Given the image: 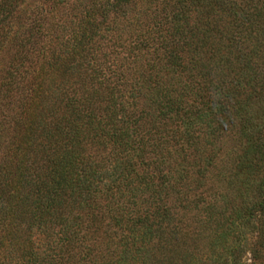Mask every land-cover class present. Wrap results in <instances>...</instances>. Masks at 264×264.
<instances>
[{
    "label": "trees",
    "instance_id": "obj_1",
    "mask_svg": "<svg viewBox=\"0 0 264 264\" xmlns=\"http://www.w3.org/2000/svg\"><path fill=\"white\" fill-rule=\"evenodd\" d=\"M81 9L2 77L0 264H245L239 247L252 261L264 230V0ZM213 153L229 165L221 204L192 191ZM248 195L258 204L243 205Z\"/></svg>",
    "mask_w": 264,
    "mask_h": 264
},
{
    "label": "rangeland",
    "instance_id": "obj_2",
    "mask_svg": "<svg viewBox=\"0 0 264 264\" xmlns=\"http://www.w3.org/2000/svg\"><path fill=\"white\" fill-rule=\"evenodd\" d=\"M84 4L85 0H0V89L2 77L8 64L17 56H21L24 59V65L27 64V66H22L20 70L28 68L29 63L34 59L32 56L34 47L45 46L44 44L49 39L46 27L48 28L53 24L66 25L75 22V17L76 15L78 17V13L82 10ZM1 103L0 100V106ZM231 144L227 143V148L229 149L228 156L232 160L233 156L235 155L234 158H236L240 152L231 146L235 149L232 151ZM221 156V153L220 155L213 153L211 156L212 165L206 169V179L205 177H197V182L195 177L193 179L195 188L192 191H195L198 195L202 194L204 197L210 193L209 202H220V195L225 191V181L219 178L218 172L221 167L226 169L229 165L227 162L224 166L221 164ZM195 162L192 163L194 167L196 166ZM259 177L260 175L255 180H258ZM191 194L194 193L191 192ZM241 201L243 205L251 206L258 204L260 198L248 195L246 199L244 197ZM227 204L225 213H229L228 210L235 205L232 200ZM197 225L199 224L196 223ZM261 233L262 235L252 248L257 252L252 261L247 260L248 254L240 252V247L238 248V255L241 256V260L245 259V264H264V230ZM214 250L220 251L218 246H215ZM213 259L209 258L210 264H212Z\"/></svg>",
    "mask_w": 264,
    "mask_h": 264
}]
</instances>
